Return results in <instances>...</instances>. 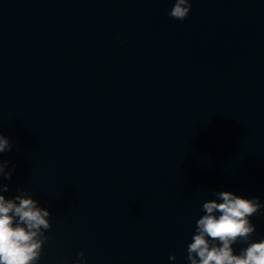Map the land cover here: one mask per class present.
<instances>
[{"label": "clouds", "instance_id": "1", "mask_svg": "<svg viewBox=\"0 0 264 264\" xmlns=\"http://www.w3.org/2000/svg\"><path fill=\"white\" fill-rule=\"evenodd\" d=\"M192 0H174L169 16L175 20L187 19ZM13 143L0 133V154L12 151ZM9 161L0 160V177L11 180L15 166L8 168ZM8 186L0 184V192ZM217 199L202 204L203 215L196 221L195 234L187 246L188 264H264V240L251 242L255 225L250 217L256 215L264 204L258 197L244 198L230 191L213 193ZM51 212L40 206L24 190H18L14 198L0 194V264H37L45 241V233L52 227ZM246 244L239 254L233 245ZM75 264H86L84 253ZM175 260L174 255L169 257Z\"/></svg>", "mask_w": 264, "mask_h": 264}]
</instances>
